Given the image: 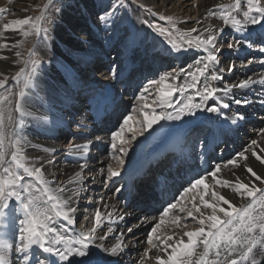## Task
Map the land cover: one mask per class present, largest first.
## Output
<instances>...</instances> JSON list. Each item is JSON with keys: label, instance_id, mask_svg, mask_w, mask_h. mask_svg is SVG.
Wrapping results in <instances>:
<instances>
[{"label": "bare ground", "instance_id": "obj_1", "mask_svg": "<svg viewBox=\"0 0 264 264\" xmlns=\"http://www.w3.org/2000/svg\"><path fill=\"white\" fill-rule=\"evenodd\" d=\"M82 1L89 4L87 5V12L82 17L74 14L68 21V28H62L59 32L60 41L70 52L62 49L58 44L52 45L50 40L42 34L41 29L33 41L37 48L51 57L53 62L47 69H38L34 78V87L29 89L27 93L28 104L26 108L32 115L25 117L22 135L33 147H26L25 151L30 160L42 156L54 161L51 165L45 163V174L53 187L60 185H67L69 188L78 187L76 184H69L68 181L74 178L77 171H81L80 165H87L82 172L84 183L79 185L82 189L81 194L75 198L72 205L77 208V212L73 216L75 223L67 225L65 221L57 219L54 226L58 228L63 226L67 229L65 235L75 236L81 230L92 226L91 217L94 216V209L100 208L105 215L96 235L97 237L106 235L107 239L104 241L97 240L96 243H102L105 247H109L117 237L123 234L128 248L122 255L113 257L93 246L91 251L94 255L91 258L98 260L99 264H134L147 247V234L151 232L152 227L159 220L149 218L144 220L132 210L120 207V201L116 199L117 194L107 189V165L109 163L113 167H119V169L127 165L137 166L145 161L150 152L164 147L168 148L180 133L189 132L194 134L193 139H195L198 134L204 136L213 129L214 136L220 135L228 142H226L227 145L224 149L219 152L222 161L214 164L209 173L214 171L215 166L219 164L222 171L218 173V179L232 182L239 178L244 182L251 181L257 187L262 186L260 182L255 181L246 172V167L251 166L257 174L264 177V165L256 161L248 151L251 141L254 139L261 146H264V136L261 134V129H264V85L257 83L246 89L233 88L232 85L248 77L257 81L264 78V64L261 63L264 61V51H261L264 49L262 44L264 41V23L249 24L244 31H237L231 26L224 25L220 17L210 15V13L220 11L221 6L231 4L233 0H129L128 20L124 27L114 30L112 26L103 27L98 17L108 1H103L97 5H90L89 0ZM140 5H144V7L142 8ZM241 7L244 8L243 3ZM147 8H151L152 12L147 11L145 18L141 11L142 9L146 11ZM161 15L175 16L179 20L181 32L195 27L201 33L204 32L205 28H210L216 33L218 46L221 49L220 58L225 59L224 65L229 66L230 63H234L235 68L231 72L227 69L221 72L220 74L224 77L223 80L211 82L221 90L217 93L215 100L206 102V106L220 107L223 103H227L229 107H221V111L218 113L194 110L195 115L184 116L179 121H161L151 129L143 131L140 125L136 123L137 119H142L136 111L140 102L128 94L129 88L134 83L139 87V96L143 89L149 86L150 80H158L161 75L176 69L178 79L171 81V83L173 87L180 90L170 98L173 107L168 108L167 111L174 113L182 102H186L188 96L194 97V103H200L196 89L187 88V85L192 83L189 72L195 71L197 67L193 66L192 63L197 60L201 61L206 53L202 50L189 49L188 52L181 54H170V46L162 41L159 35L155 34L156 32H152L147 24L142 23L144 20L150 23L163 21L160 19ZM221 28H223V32L217 31ZM111 30H114V34H110L109 38H106L109 34L102 36L103 32H111ZM196 34L198 33H193V35ZM1 36L0 28V43H8ZM234 36L236 37L234 41L240 40L244 43L238 49H228L227 43L232 42ZM253 47L259 49H253ZM5 51L6 49H0V57H7V59H0V74H2L0 78L17 70L14 66L15 59L10 58V55L6 54ZM93 60L96 61V64L87 66V70L90 71L88 83L90 89L93 90L91 94L97 97L115 95L120 106V124L115 131L119 130L126 116L132 115L134 117L132 127L136 131L137 138L132 141V145H129L128 155L123 157V165H118L117 161L111 158L113 155L112 133L107 136H99V133L88 128L91 123L90 117L78 113L81 106L80 99L86 90V84L82 83L78 74L84 64ZM249 60L253 62L249 64ZM110 69L117 70L115 79L111 77ZM220 69L216 65L213 70L219 71ZM207 82H210V74L207 80L205 78L200 79L197 88L202 89ZM15 84L16 82L11 81L7 90H14ZM226 87L230 89L227 93L224 91ZM158 88L157 85L149 88V103L158 94ZM1 93L6 94L5 89ZM237 100L241 103L237 104ZM238 115H243L245 118L238 120L236 124H232V120ZM207 126L210 127V130L205 129ZM68 127H71V130L68 131ZM205 131L206 133H204ZM125 135L130 139L132 133L126 132ZM86 141H91L87 157L69 150V143L76 144ZM117 144L119 145V141ZM102 146L106 148L105 153L98 157L96 152ZM44 147L55 148L56 151L52 154H46L42 152ZM241 151H246L248 154L249 159L247 161L238 158L239 166H225L228 160L236 157V154ZM257 151L258 154L264 155V153H259V149ZM114 154L116 156L122 155L118 151ZM209 173L205 175V183L208 185L207 194H205L203 185L193 192L183 193L179 197L178 207L184 206L190 209L192 197L195 196V202L200 206L201 211L205 215H209L211 209L203 208L199 196L204 195L206 200L212 202V191L225 195L237 206L248 203V200L233 194L230 188L216 185ZM100 182L101 185L99 186ZM182 196L183 200H181ZM107 213H112L111 220L108 219ZM173 214L175 215H168L164 218L165 222L157 233L161 235V238L165 235H173L174 240L168 241V243L180 239L184 231H195L200 227L198 223L186 217V212L179 213L178 210H174ZM17 215L19 214L17 213ZM85 215L90 217L89 221L83 220ZM177 215L186 218L181 220L180 227H177L174 219ZM194 215L198 216L199 214L194 213ZM120 216H123L124 219L121 220ZM109 227L113 229L111 233L107 231ZM129 227H133L132 233L127 232ZM183 239L186 241L187 237H183ZM130 241L134 242V246L129 243ZM156 243L159 242L156 241ZM202 250L201 246L197 252ZM157 254L165 255L158 249L153 250L149 253L146 264H155L154 257ZM55 259L49 257V260ZM82 259L84 258L75 257L72 259V264H77ZM10 264H22L21 255L13 252ZM56 264L59 262L57 261Z\"/></svg>", "mask_w": 264, "mask_h": 264}, {"label": "snow or ice", "instance_id": "obj_2", "mask_svg": "<svg viewBox=\"0 0 264 264\" xmlns=\"http://www.w3.org/2000/svg\"><path fill=\"white\" fill-rule=\"evenodd\" d=\"M52 2L53 0H47L40 10V15L34 19L32 17L17 19L11 24L5 23L3 28L6 31L19 32L25 37L38 33L40 24L45 18V12ZM242 3L246 5V8L242 9ZM122 6L110 5L111 10L105 11L99 19L105 22L112 19V23L115 25L116 11ZM140 7L143 8L144 5H140ZM3 11L4 9H0V13ZM146 11L152 12V9L147 8ZM220 18L224 25L231 26L237 31H244L249 24H262L264 23V0H233V3L221 6ZM160 19L166 20L175 29V20L171 15H161ZM142 23L168 37L170 54H181L189 49H202L206 53L200 61V66L196 67L195 71L189 72L192 83L187 85V88L196 89L200 103H194V97L188 96L186 102H182L174 113L168 112L167 109L173 107L170 98L180 90L173 87L171 83L178 79L177 70L173 69L171 72L161 75L158 80H150L149 86L145 87L137 97L140 104L136 111L142 119H137L136 123L143 131L151 129L161 121H179L184 116L195 115L194 110L218 113L221 111V107H229L227 103H223L220 107L206 106V102L215 100L217 93L221 90L211 82L224 79L220 74L224 69L213 70L220 63L221 49L218 46V37L212 29L205 28L202 33L195 27L185 32L177 30L178 38H173L172 32L169 30L158 28L147 20ZM217 31L223 32V28ZM193 33L198 34L193 35ZM243 43L244 41L240 40L228 42L227 48L235 50ZM19 46V43L11 45L13 48ZM8 47L7 43H0V49ZM15 55L20 57L21 52L16 51ZM0 59H7V57H0ZM252 62L248 61L249 64ZM39 63V60H33L30 70L26 71L28 62L25 61L24 66L19 67L11 76V80L19 86L16 93L6 89V84L9 81L7 75L0 79V89L6 91V94L0 93V264H10L13 252L21 255L22 264H56L57 261L59 264H72V259L75 257L84 258L77 264H99L98 260L91 258L94 255L91 251L93 246L113 257L122 255L128 248L123 234L117 237L109 247H105L102 243H96L97 240L107 239L106 235L98 237L96 235L105 215L100 208L94 209V216L91 217L92 226L81 230L75 236L65 235L67 229L63 226L60 228L54 226L57 219L65 221L67 225L75 223L73 216L77 212V208L72 205L75 198L81 194L82 189L79 185L84 183L82 172L87 165H80L81 171H77L74 178L68 181L69 184H76L78 187L69 188L67 185L53 187L51 181L46 177L45 163L51 165L54 161L42 156L30 160L25 151L26 147H33L22 135L25 117L32 115L26 108L28 104L26 90L34 87L33 81ZM261 63L264 64V61ZM234 68L235 64L230 63L227 71L231 72ZM109 71L111 77L115 79L117 70L110 69ZM209 74L210 82L205 83L202 89H198L197 85L200 83V79L207 80ZM257 83L264 85V78L257 81L248 77L232 87L246 89ZM153 85L159 86L158 94L149 103V88ZM224 91L227 93L230 89L226 87ZM244 102L247 103V101ZM236 103L239 104L241 101L237 100ZM244 118L243 115H238L232 120V124H236L238 120ZM133 121L132 115L126 116L119 130L111 134L113 150L111 158L116 160L118 165L124 164L123 157L128 155L129 145L137 138L136 131L132 127ZM126 132L132 133L130 139L126 137ZM261 134L264 136V129H261ZM97 139L100 138L97 137ZM90 144L91 141L69 143L68 147L70 151L87 157ZM257 149H259V153H264V146L254 139L251 141L248 151L256 161L264 165V155L258 154ZM55 151V148L49 147L42 149V152L46 154H52ZM117 151L122 155L116 156L114 153ZM238 158L247 161L249 156L246 151L238 152L236 157L226 162L225 166H239ZM221 171L222 167L218 164L215 166V170L209 173V176L216 185L230 188L233 194L248 200V203L237 206L225 195L212 191V202L206 200L204 195L199 196L203 208L211 209L209 215H205L201 211L200 206L195 202V196L192 197L190 209L184 206L178 207L176 203L169 204L160 214L159 222L147 234V247L134 264H146L149 253L156 249L165 255H155V264H264V177L257 174L251 166L246 167V172L262 185L257 187L255 183L244 182L239 178L232 182L218 179L217 175ZM120 175L119 167H113L111 163L107 165L108 181ZM205 179L206 177L203 176L196 179L190 187L184 190L185 194L193 192L201 185L204 186L205 194H207L208 185L205 183ZM181 200H183V196ZM172 210H178L179 213L186 212V217L191 218L200 227L195 231H184L180 239L168 243V241L174 240L173 235H165L161 238V235L157 233L165 222L164 218ZM194 213L199 215H194ZM106 215L111 220L112 213ZM120 219L123 220L124 217L120 216ZM174 219L177 227H180L181 220L186 218L177 215ZM83 220L89 221L90 217L85 215ZM107 231L111 233L113 229L109 227ZM127 232L132 233L133 227H129ZM183 237H187V240L185 241ZM129 243L134 246V242L130 241ZM201 246L203 250L198 253L197 249ZM49 257L56 259L49 260Z\"/></svg>", "mask_w": 264, "mask_h": 264}, {"label": "rangeland", "instance_id": "obj_3", "mask_svg": "<svg viewBox=\"0 0 264 264\" xmlns=\"http://www.w3.org/2000/svg\"><path fill=\"white\" fill-rule=\"evenodd\" d=\"M89 1H90V5L91 4L97 5L103 1H108V3L105 4L103 11L98 15V17L103 16L105 11H110L111 10L110 5H123L122 7H119L118 10L116 11V14H115L116 24L115 25L112 23V19H109L107 22L100 20V22L103 25V27L112 26L114 30H117L125 26L128 20L129 11H130V5H129L130 1L129 0H89ZM46 3H47V0H0V9H4V11L0 13V28H1V34H2L1 38L4 41H8L7 44L9 45V47L6 48L5 53L10 55V58L12 57L13 59H15L14 66H16L17 70L19 69V67L24 66L25 61L28 62L26 71L30 70L31 62L33 60H39L40 63H39L38 69L40 68L47 69V67L51 66L50 64L53 62V60L51 59L50 56L45 55L34 44L33 41L37 33H34L32 35L25 37L19 32H13L11 30L6 31L3 28V25L5 23L11 24V22L14 20L23 19L27 17H32L34 19L36 16L40 15V10L44 7ZM87 5L89 4H85L82 0L81 1L80 0L79 1L77 0H53L52 4L47 8L45 12L44 20L40 24V29H41L42 34L45 35L50 40L52 45L58 44L60 47H62V49L66 50L67 52H70V50L60 41L59 32L62 28L63 29L68 28V24H69L68 21L71 19L72 16H74V14L75 16L82 17V15H84L87 12L86 11ZM244 8H246V5H244ZM141 12H142V15L146 18L147 11H144L142 9ZM210 15L219 18L221 16V9L220 11H215L213 13H210ZM173 18L175 20V29H173L172 25H170L166 20H163L164 22L163 21H155L151 23L149 21L148 22L150 24L154 23L153 25H156L158 28H164L166 30L171 31L173 38H178L177 30L181 32L182 29L180 28V25L178 24L179 20L175 16H173ZM150 30L154 33L156 32L155 34L159 35L162 41H164L169 46L167 42L168 37L166 35H161L154 28H151ZM113 31L112 30L111 32L105 31L103 32L102 36L104 37L107 34H109L106 36V38L107 37L109 38L111 36L110 34H114ZM236 37L234 36V39H232V42L236 39ZM14 43H19L20 46L17 48L11 47V45ZM258 47H253V49H259ZM16 51L21 52L20 57H16L15 55ZM188 51L189 50H187L186 52ZM223 61L225 63V59L221 57L220 63L217 66L220 67L221 69L225 68L224 70H226L228 68V65L226 64L224 65ZM192 65L198 67L200 66V61L197 60L194 63H192ZM15 72L7 75L9 77V81L6 84V89L9 88L10 82L12 81L11 76L14 75ZM2 78L3 76L0 79ZM34 83L35 81H33V84ZM14 87L15 89L11 91L14 93L18 92L19 86L17 85V83L14 85ZM3 90L4 89H0V93ZM27 93H28V90H26V95Z\"/></svg>", "mask_w": 264, "mask_h": 264}]
</instances>
